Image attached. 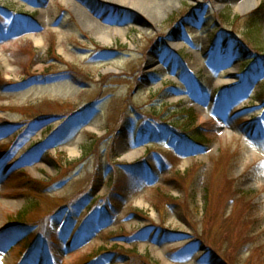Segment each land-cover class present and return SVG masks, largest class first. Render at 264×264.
<instances>
[{
  "label": "rangeland",
  "instance_id": "obj_1",
  "mask_svg": "<svg viewBox=\"0 0 264 264\" xmlns=\"http://www.w3.org/2000/svg\"><path fill=\"white\" fill-rule=\"evenodd\" d=\"M242 1L0 0V264H264Z\"/></svg>",
  "mask_w": 264,
  "mask_h": 264
},
{
  "label": "trees",
  "instance_id": "obj_2",
  "mask_svg": "<svg viewBox=\"0 0 264 264\" xmlns=\"http://www.w3.org/2000/svg\"><path fill=\"white\" fill-rule=\"evenodd\" d=\"M255 48H251V47H249V49L248 48H245L242 44L239 46V47H237V51L240 53V54H244V53H248V52H253V50H254ZM249 50V51H248ZM242 64H243V67L244 68H246V67H249V61L247 60H245V61H242ZM264 89V88H263ZM262 89V91H261V94H264V90ZM190 112H191V114L193 115L194 113H192L193 111L190 109ZM196 116V115H195ZM195 129H197V128H195ZM199 131V130H198ZM191 138L192 139H194V140H197V141H202V140H205V137H204V135H203V133H201V132H199V133H197V132H195L194 134H192V136H191ZM83 202H85V200L83 201ZM82 202V203H83ZM93 204V202L91 203V204H89L88 206H87V208L88 209H90L91 210V205ZM80 206V205H79ZM9 219H13V221L15 222V223H21V224H25L24 222H25V217H24V210H21V211H19V212H17V214L16 215H13L11 218H9ZM90 220V219H89ZM88 220V221H89ZM11 221V220H10ZM86 222H87V219L86 220H84L83 222H82V224L80 225V227L79 228H81L82 226H84V224H86ZM115 251V249H111L110 251ZM108 252V251H107ZM47 253H48V251H47ZM103 254V253H102ZM97 258V257H96ZM92 261V260H91ZM90 262V261H89ZM88 264H93V263H88Z\"/></svg>",
  "mask_w": 264,
  "mask_h": 264
},
{
  "label": "bare ground",
  "instance_id": "obj_3",
  "mask_svg": "<svg viewBox=\"0 0 264 264\" xmlns=\"http://www.w3.org/2000/svg\"><path fill=\"white\" fill-rule=\"evenodd\" d=\"M256 5H257V0H243L242 3L240 4V7L245 8V10H249L254 8ZM101 38H104V35L101 36Z\"/></svg>",
  "mask_w": 264,
  "mask_h": 264
}]
</instances>
